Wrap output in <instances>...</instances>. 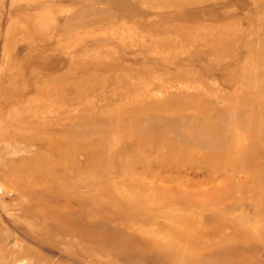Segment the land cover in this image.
<instances>
[{"label":"rangeland","instance_id":"1","mask_svg":"<svg viewBox=\"0 0 264 264\" xmlns=\"http://www.w3.org/2000/svg\"><path fill=\"white\" fill-rule=\"evenodd\" d=\"M0 264H264V0H0Z\"/></svg>","mask_w":264,"mask_h":264}]
</instances>
